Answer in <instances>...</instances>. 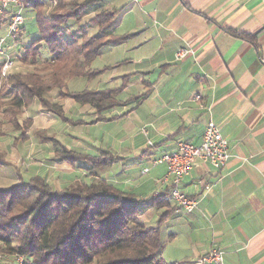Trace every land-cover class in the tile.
Masks as SVG:
<instances>
[{"label":"crops","instance_id":"crops-1","mask_svg":"<svg viewBox=\"0 0 264 264\" xmlns=\"http://www.w3.org/2000/svg\"><path fill=\"white\" fill-rule=\"evenodd\" d=\"M103 7L116 10L106 35L127 38L105 44L92 62L101 69L95 78L73 77L68 86L116 89L119 103L99 119L95 107L54 89L52 100L63 105V118L34 98L22 114L32 119L27 138H18L15 129L1 138L6 162L0 165V189L36 175L54 190L86 180L89 161L59 160L54 143L36 133L43 131L70 151H111L116 161L87 179L113 182L147 202L168 187L162 182L166 165L152 160L172 151L179 139L201 143L213 119L229 139L231 155L220 169L198 160L184 177L183 189L198 197L197 208L179 214L170 200L171 206L148 207L139 222L154 226L168 212L162 228L168 263L201 264L203 254L220 247L226 264H264V0H105ZM96 12L92 8L80 22L68 21L67 33L82 27L89 36L99 34V25L90 23ZM29 16L33 20L35 14ZM228 27L256 34L257 44ZM182 46L195 54L177 60ZM197 92L202 101L195 100ZM141 164L153 168L132 176L129 171Z\"/></svg>","mask_w":264,"mask_h":264},{"label":"trees","instance_id":"trees-1","mask_svg":"<svg viewBox=\"0 0 264 264\" xmlns=\"http://www.w3.org/2000/svg\"><path fill=\"white\" fill-rule=\"evenodd\" d=\"M26 1L24 17L30 18L31 12L35 14L33 22L38 33L29 45L23 44L22 37H16L23 49L21 61L31 59L35 64L42 54L48 55L43 67L17 70L7 76H2L0 62V142L8 126L20 131L18 138H27L32 119H22V114L34 98L45 109L65 118L63 105L52 100L54 89L61 97L71 96L95 107L99 119L104 117L103 112L119 103V90L72 91L68 86L73 77L95 78L101 69H93L92 62L105 44L127 38V35H106L116 10L104 8L105 0ZM51 1L56 4L49 10L47 5ZM92 8L98 12L90 23L99 25V34L89 36L82 27L68 34V21L80 22ZM15 11L14 8L3 11L2 16L9 17L7 26ZM27 19L14 35L23 36ZM226 30L257 44L256 34L230 27ZM36 133L41 140L54 143L59 160L74 165L81 160L89 161L91 174L111 166L117 159L108 150L96 156L70 151L53 135ZM5 162L0 147V165ZM165 205L171 206L167 191L143 202L105 179L80 180L54 190L41 175H36L29 181L0 189V250L3 256L16 260L2 264H176L166 262L162 256V228L168 212L162 213L154 226L139 222V216L148 207ZM19 256L24 258L23 263L18 261Z\"/></svg>","mask_w":264,"mask_h":264},{"label":"built area","instance_id":"built-area-1","mask_svg":"<svg viewBox=\"0 0 264 264\" xmlns=\"http://www.w3.org/2000/svg\"><path fill=\"white\" fill-rule=\"evenodd\" d=\"M27 5L26 0H0V14L5 9H16L8 26L5 35L0 36V62H2L1 74L7 76L14 72V60L10 57L4 58L10 51L19 49V42L14 33L20 30L25 17L23 10ZM189 54H195L190 46H182L176 52V59L182 60ZM17 71V70H16ZM195 100L202 101L201 92L195 94ZM230 141L222 133L221 126L213 119L207 122L202 142L193 143L186 139L176 141L175 148L172 151L165 152L158 158L152 160L154 165L164 163L167 171L162 179L169 192V198L175 203V211L179 214H190L198 206L199 199L190 195L183 189V179L193 170L196 162L201 160L209 162L215 168H223L230 158ZM149 167L143 169V173L149 171ZM206 190H211V185L204 184ZM161 192L156 191L154 196H159ZM3 254L0 253V259ZM18 261L23 263L24 258L18 257ZM201 264H226L225 250L220 247H214L199 258Z\"/></svg>","mask_w":264,"mask_h":264},{"label":"rangeland","instance_id":"rangeland-1","mask_svg":"<svg viewBox=\"0 0 264 264\" xmlns=\"http://www.w3.org/2000/svg\"><path fill=\"white\" fill-rule=\"evenodd\" d=\"M55 4L56 3L53 2V1L49 2V4L47 5L48 9L49 10L52 9V7ZM106 9H108V8H106ZM23 11H25V8H24ZM8 18L9 17H5V16H2V14H0V36L5 35L6 32L8 31V26L6 25V23L8 22ZM25 27H26V31L24 32L23 36H21L19 33H16L15 34L16 35L15 38L16 37H19V38L22 37L23 44L24 45H29L33 41V39L37 36L38 31H37V29H36V27L34 25V22H33V20L31 18L27 19V21L25 23ZM20 45L21 44H19V46H18L19 47L18 50L14 51V52L10 51V53H8V55L4 57V58L10 57V58H12L14 60V62H13L14 71H16V70L25 71V70L33 69L34 67H38V68L43 67L44 62L47 60L46 59V57L48 55L47 53L46 54L45 53L42 54L39 57V60L37 61V63H35V64L31 63V59H28L27 60L28 62H23V61H21V58H20V56L22 55V52H23V49L20 47ZM0 85H1V82H0ZM12 131H13V127L12 126H8V132H12ZM27 146L28 147L30 146L29 142L26 144V147ZM23 166L24 165H22V167ZM147 166L151 167V169L153 168L150 164L149 165L148 164H141L138 169H135L133 171L130 170L129 173L132 175V172L136 173V172L140 171V169H143L144 167H147ZM10 169H12V168H10ZM21 170H23V168H21ZM106 170H108V169H106ZM106 170H104L102 173L105 174ZM87 171L89 172V174L88 175L85 174L84 175V179L89 180V179H87V177L91 176V172H90V169H87ZM132 179H133V181H135L136 178L132 177ZM0 253L3 254V252L1 250H0ZM12 262H16V260L14 259L13 256H5L4 255L3 258L0 260V264H2V263H12Z\"/></svg>","mask_w":264,"mask_h":264}]
</instances>
